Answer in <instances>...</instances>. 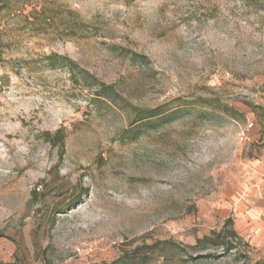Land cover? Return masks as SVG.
<instances>
[{
  "label": "rangeland",
  "instance_id": "rangeland-1",
  "mask_svg": "<svg viewBox=\"0 0 264 264\" xmlns=\"http://www.w3.org/2000/svg\"><path fill=\"white\" fill-rule=\"evenodd\" d=\"M29 3L0 15V264H264L240 214L264 160V0ZM49 54L124 102H89ZM128 103L181 115L132 139ZM228 218L236 249L191 248Z\"/></svg>",
  "mask_w": 264,
  "mask_h": 264
},
{
  "label": "trees",
  "instance_id": "trees-1",
  "mask_svg": "<svg viewBox=\"0 0 264 264\" xmlns=\"http://www.w3.org/2000/svg\"><path fill=\"white\" fill-rule=\"evenodd\" d=\"M29 0H0V15L8 10L12 9L15 6L23 9L25 5H28ZM45 11L43 6L40 9H37L36 6H33L29 15H42ZM69 14L74 16L76 19L75 22L78 24H82V21H78L77 15L72 11H68ZM2 31L0 30V46L2 44ZM127 54V53H126ZM124 54V55H126ZM131 55H127L133 61L144 60L145 57L128 53ZM42 64H44L45 68L55 69L62 68L67 71L69 76V81L72 85H79L82 90L86 91L88 95L89 102H95L99 104H111L118 106V102H124L119 95H117L116 91L113 89L111 85H106L99 81L96 76L92 75L88 71L82 69L75 61L72 59L61 56L57 54H49L41 59ZM3 61L0 57V62ZM127 103V102H125ZM128 106L133 112V118L128 122V128L124 129L125 133H129L132 139H136L139 134V128L141 126H150L155 124H166L173 120H175L178 116L181 115V111L178 107L171 108L170 104L164 103L160 104L153 108H145L141 109L139 107H135L128 103ZM44 136L47 138V142L51 144V146H58L60 150L64 148V139H65V131L64 128H59L55 130L52 134L50 132H45ZM79 201V197L75 199L71 206L76 204ZM233 221L228 218L225 220L222 228L218 231H211L208 235L198 239L192 249L199 250H217L221 249L223 252H229L236 249L235 240L241 241V238L235 233L233 229ZM165 244H173L171 242H165ZM216 255L212 253H207L203 255L202 258H214ZM246 258V255H243ZM194 261V260H192ZM105 264H137L136 258L119 256L117 259L110 263Z\"/></svg>",
  "mask_w": 264,
  "mask_h": 264
},
{
  "label": "crops",
  "instance_id": "crops-1",
  "mask_svg": "<svg viewBox=\"0 0 264 264\" xmlns=\"http://www.w3.org/2000/svg\"><path fill=\"white\" fill-rule=\"evenodd\" d=\"M253 168L255 187L247 189L243 202H240V214L248 230H256L253 243L261 242L264 245V160L257 162Z\"/></svg>",
  "mask_w": 264,
  "mask_h": 264
},
{
  "label": "built area",
  "instance_id": "built-area-1",
  "mask_svg": "<svg viewBox=\"0 0 264 264\" xmlns=\"http://www.w3.org/2000/svg\"><path fill=\"white\" fill-rule=\"evenodd\" d=\"M252 122L247 123L244 127H242L237 134V140L239 143H244L248 139V132L252 129Z\"/></svg>",
  "mask_w": 264,
  "mask_h": 264
}]
</instances>
